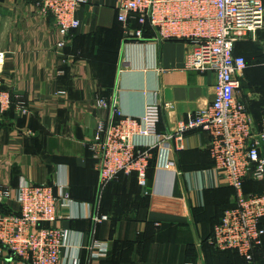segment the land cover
Masks as SVG:
<instances>
[{
	"label": "crops",
	"instance_id": "0c3cea01",
	"mask_svg": "<svg viewBox=\"0 0 264 264\" xmlns=\"http://www.w3.org/2000/svg\"><path fill=\"white\" fill-rule=\"evenodd\" d=\"M118 4L87 0L77 12L79 28L61 38L53 18L41 16L33 0H0V90L20 97L30 109L25 117L14 109L0 114V188L14 192L25 182L51 183L58 198L69 194L66 207L59 200L52 225L68 234L61 264H245L238 253L215 252L206 240L235 196L214 174L209 136L201 130L186 132L181 149L172 147V169L157 167L153 153L147 192L134 177L115 181L100 195L105 213L99 215L108 220H87L93 217L98 183L89 144L97 121L110 117L96 106L97 99L114 101L124 115L135 118L158 105V132L168 134L214 98L213 74L183 68L187 43H123ZM259 34L264 41V28ZM61 41L65 46L58 49ZM234 52L244 56L246 46L239 42ZM252 66L241 80L251 69L257 70V80L243 81L246 88L237 98L260 130L264 63ZM263 191L264 179L243 187L244 194ZM3 204L8 213L19 211L13 201ZM260 226L264 230V219ZM95 240L107 243L104 258L92 259L86 249ZM5 251L0 264H25ZM253 252L251 264H264V236Z\"/></svg>",
	"mask_w": 264,
	"mask_h": 264
},
{
	"label": "built area",
	"instance_id": "2783aa9c",
	"mask_svg": "<svg viewBox=\"0 0 264 264\" xmlns=\"http://www.w3.org/2000/svg\"><path fill=\"white\" fill-rule=\"evenodd\" d=\"M41 16H51L61 38L80 26L77 12L87 0H33ZM117 22L123 29V43L181 41L190 46L184 69L215 76L213 101L180 122L173 133L157 130L158 105L145 108L140 118L124 115L116 103L96 100V106L109 111L107 120L99 119L89 144L98 175L97 193L120 175L137 176L145 188L146 171L153 152L157 167H175L174 149H181L184 134L201 130L209 136V157L213 171L235 191L234 206L227 209L214 226L209 243L217 250H234L251 262L253 251L262 244L264 230V191L244 195L247 178L264 179V116L260 130H255L246 107L238 100L241 77L246 69L242 56L234 55V46L255 35L264 27V0H119ZM153 32L144 38V28ZM65 42L57 43L62 49ZM3 54L0 51V61ZM64 94V92H60ZM14 109L28 116V104L20 97L0 90V114ZM264 113V111H263ZM71 202L68 194L59 198L53 185L22 183L13 192L0 188V205L13 201L17 215L0 212V254L25 264H61L67 232L52 226L57 221V205ZM95 224L107 221L93 205ZM47 225L46 227L44 225ZM86 249L92 259L107 255V243L92 241ZM78 264V263H77Z\"/></svg>",
	"mask_w": 264,
	"mask_h": 264
},
{
	"label": "trees",
	"instance_id": "16d2710c",
	"mask_svg": "<svg viewBox=\"0 0 264 264\" xmlns=\"http://www.w3.org/2000/svg\"><path fill=\"white\" fill-rule=\"evenodd\" d=\"M116 24H117V26L119 27V28H122V26H121V23H119V22H117V20H116ZM149 27L148 26H146L145 28H144V33H145V35H144V38H151L152 36H153V32L150 30V32H149ZM121 34H122V32H121ZM123 35V34H122ZM122 40H123V37H122ZM122 40H121V42H122ZM242 43V42H241ZM238 45V43L237 44H235V46H234V50H235V48H236V46ZM234 55H239V54H237V53H235L234 52ZM243 58H244V60H245V64H246V59H245V57L244 56H242ZM258 61H261L262 63H264V56H262ZM256 63V62H255ZM246 69H247V64H246ZM246 69H245V71H246ZM244 88V83H243V81L241 80V86H240V90L241 89H243ZM263 113V112H262ZM263 116H264V113L261 115V119L263 118ZM260 119V120H261ZM158 127H159V123H158V125H157V130H158ZM154 154L156 153L155 151L153 152ZM153 161H154V159L152 160H150L149 161V165H148V168H147V171H146V185H145V192H147V179H148V174L151 172V169H153V165H154V163H153ZM129 177H134L135 178V180H136V184L138 185V188L139 189H141V190H143V187H141V186H139V184H138V181H137V176H136V174L135 173H133V174H131V175H129V176H126V175H123V174H120L117 178H116V180H114V181H112L111 183H109L107 186H109L110 184H112V183H115V181H119V180H121V179H125V178H129ZM248 182H250V183H254V182H257V181H253V180H251L250 178H247L245 181H244V183H243V186H242V192H243V187H244V185L246 184V183H248ZM47 185H51V183H49V184H47ZM106 186V187H107ZM105 187V188H106ZM226 187H228V186H226ZM104 188V189H105ZM228 188H230L232 191H233V193H234V196H235V191L233 190V188H231V187H228ZM103 189V190H104ZM103 190H102V192H103ZM102 192L100 193V194H98L97 193V187L94 189V195L92 196V203H93V205L95 206V207H97L98 208V213H100L101 214V212L102 213H105V211H104V201L102 200L103 199V197L102 196H100L101 194H102ZM244 194V193H243ZM261 194V193H260ZM244 195H250V194H244ZM68 196H69V194H68ZM70 197V196H69ZM102 197V198H101ZM4 205V204H3ZM2 205V206H3ZM234 206V202L231 204V205H229L228 207H226V208H224L223 209V211H222V213H221V215H220V217H219V220L221 219V217L223 216V213L227 210V209H229V208H232ZM2 208V212H1V214H3V215H11V214H14V215H17L18 214V212H16V213H8L7 211H6V209L4 208V207H1ZM0 208V209H1ZM4 210V211H3ZM219 220H218V222H219ZM90 221V220H89ZM218 222H216L213 226H212V229H211V233H210V235L208 236V238L206 239V240H208V243H209V240H210V238L212 237V233H213V228H214V226L218 223ZM79 223H85V222H83V221H73V224H75V225H80ZM87 223V222H86ZM44 225V224H43ZM88 225H89V228H90V226H91V224H89L88 223ZM45 227L47 226V225H44ZM209 245L211 246L210 248L212 249V250H214L215 252H220V253H226V252H230V253H236L237 254V252L236 251H234V250H225V251H220V250H217V249H215L210 243H209ZM256 250V249H255ZM254 253V252H253ZM243 259V258H242ZM245 264H251V263H253V261H254V257H253V255H252V261L251 262H247V261H245L244 259L242 260Z\"/></svg>",
	"mask_w": 264,
	"mask_h": 264
},
{
	"label": "rangeland",
	"instance_id": "374dc122",
	"mask_svg": "<svg viewBox=\"0 0 264 264\" xmlns=\"http://www.w3.org/2000/svg\"><path fill=\"white\" fill-rule=\"evenodd\" d=\"M264 28V27H263ZM263 30V29H262ZM259 31L255 37H254V40H246L244 42H242L243 45L246 46V52L247 54L245 55L244 54V57L246 59V64H247V68L251 67L255 62L257 63V61L262 57L264 56V41H262V36H260L259 33L262 32ZM248 49V50H247ZM253 67V66H252ZM260 70H263L264 69H260ZM258 70V71H260ZM257 70L255 69H251L248 71V74H246V77L245 79H243V81L245 82L246 80H250V81H256L257 78L254 76L253 73H256ZM260 74V72H258V75ZM263 76V75H262ZM252 87V86H250ZM249 89L247 88V91H250L251 89L253 88H250ZM244 88H246V86L244 85Z\"/></svg>",
	"mask_w": 264,
	"mask_h": 264
}]
</instances>
